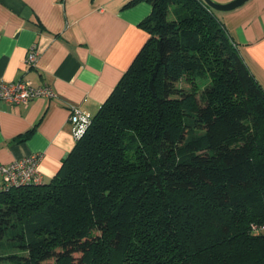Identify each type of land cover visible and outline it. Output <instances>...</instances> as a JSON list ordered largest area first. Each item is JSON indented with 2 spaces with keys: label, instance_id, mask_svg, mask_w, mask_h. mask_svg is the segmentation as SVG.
Returning a JSON list of instances; mask_svg holds the SVG:
<instances>
[{
  "label": "trees",
  "instance_id": "16d2710c",
  "mask_svg": "<svg viewBox=\"0 0 264 264\" xmlns=\"http://www.w3.org/2000/svg\"><path fill=\"white\" fill-rule=\"evenodd\" d=\"M145 1L55 175L0 192V264H264V89L203 0Z\"/></svg>",
  "mask_w": 264,
  "mask_h": 264
},
{
  "label": "crops",
  "instance_id": "0c3cea01",
  "mask_svg": "<svg viewBox=\"0 0 264 264\" xmlns=\"http://www.w3.org/2000/svg\"><path fill=\"white\" fill-rule=\"evenodd\" d=\"M0 0V80L49 85L53 97L0 100V163L41 153L49 181L75 144L70 107L92 117L147 39L145 0ZM225 3L230 0H213ZM250 73L264 89V0L216 11ZM35 46L33 67L25 63Z\"/></svg>",
  "mask_w": 264,
  "mask_h": 264
},
{
  "label": "built area",
  "instance_id": "2783aa9c",
  "mask_svg": "<svg viewBox=\"0 0 264 264\" xmlns=\"http://www.w3.org/2000/svg\"><path fill=\"white\" fill-rule=\"evenodd\" d=\"M37 50L32 46L25 58V63L33 67L37 60ZM53 89L47 85H32L29 81L19 79L7 83L0 80V100L11 103L27 104L36 97H53ZM70 124L73 136L78 138L90 123V117L83 114L79 108L70 107ZM41 153H31L8 163H0V192L28 184L42 182L43 175L38 169Z\"/></svg>",
  "mask_w": 264,
  "mask_h": 264
},
{
  "label": "water",
  "instance_id": "95a60500",
  "mask_svg": "<svg viewBox=\"0 0 264 264\" xmlns=\"http://www.w3.org/2000/svg\"><path fill=\"white\" fill-rule=\"evenodd\" d=\"M208 6L213 8L216 11H227L239 7L247 0H230L225 3L215 2L213 0H203Z\"/></svg>",
  "mask_w": 264,
  "mask_h": 264
},
{
  "label": "bare ground",
  "instance_id": "6f19581e",
  "mask_svg": "<svg viewBox=\"0 0 264 264\" xmlns=\"http://www.w3.org/2000/svg\"><path fill=\"white\" fill-rule=\"evenodd\" d=\"M240 55H241V54H240ZM16 81H17V80H16ZM45 84H46V83H45ZM87 127H88V126H87ZM85 131H86V129H85ZM79 137H80V136H79ZM39 153H40V152H39ZM41 155H42V154H41ZM5 191H6V190H5ZM8 191H10V190H8ZM2 192H4V191H2ZM255 225H256V224H255ZM255 225H254V226H255ZM260 226H261V225H260ZM252 227H253V226H252Z\"/></svg>",
  "mask_w": 264,
  "mask_h": 264
},
{
  "label": "rangeland",
  "instance_id": "374dc122",
  "mask_svg": "<svg viewBox=\"0 0 264 264\" xmlns=\"http://www.w3.org/2000/svg\"><path fill=\"white\" fill-rule=\"evenodd\" d=\"M252 227V226H251ZM255 228V227H254ZM2 264H7V263H2Z\"/></svg>",
  "mask_w": 264,
  "mask_h": 264
}]
</instances>
